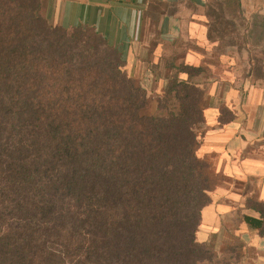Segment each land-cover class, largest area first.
I'll use <instances>...</instances> for the list:
<instances>
[{
	"label": "trees",
	"instance_id": "16d2710c",
	"mask_svg": "<svg viewBox=\"0 0 264 264\" xmlns=\"http://www.w3.org/2000/svg\"><path fill=\"white\" fill-rule=\"evenodd\" d=\"M240 7L241 0L209 5V39L223 40L215 11L226 17ZM248 32L264 36V15ZM151 52L155 105L94 28L49 22L41 0H0V264L247 257L239 237L220 248L198 238L203 209L228 184L219 157L199 155L207 70L180 62L176 49L159 62ZM253 70L264 76V64ZM245 205L259 213L246 221L264 235V201Z\"/></svg>",
	"mask_w": 264,
	"mask_h": 264
},
{
	"label": "crops",
	"instance_id": "0c3cea01",
	"mask_svg": "<svg viewBox=\"0 0 264 264\" xmlns=\"http://www.w3.org/2000/svg\"><path fill=\"white\" fill-rule=\"evenodd\" d=\"M214 1L217 0H53V15L54 22L66 28H94L121 51L127 72L137 78L141 76L138 67L146 63L137 49L148 45L147 39L154 36L155 42L148 45L152 46L154 62L166 59L176 49L180 62L206 68L209 78L204 74L200 78L210 80L209 94L213 81L229 83L226 91L212 92V104L204 110L211 128L205 133L199 155H217V170L228 184L216 190L212 203L203 209L198 238L210 241L211 236L231 224L233 236L250 249L239 264H264V235L254 227L256 221H246L257 220L259 213L245 205L251 198L264 201V76L255 75V60L249 53L244 74L237 67L239 52L230 50L237 45L223 44L226 51H220L222 40L209 39V5ZM238 13L247 20L248 31L253 17L264 15V0H241ZM226 17H230L229 11ZM249 47L250 42L247 52ZM146 69L154 83L155 76ZM223 108L234 115L221 121Z\"/></svg>",
	"mask_w": 264,
	"mask_h": 264
},
{
	"label": "rangeland",
	"instance_id": "374dc122",
	"mask_svg": "<svg viewBox=\"0 0 264 264\" xmlns=\"http://www.w3.org/2000/svg\"><path fill=\"white\" fill-rule=\"evenodd\" d=\"M232 11L229 10V12H230L229 18L230 19H226V17L221 13V11H215V13H214L215 17L213 20H216V19L218 21L221 20V22L224 23L223 25H221L223 28V32H220V33H221L223 40H222L221 46L219 47V50L220 51H222V50L226 51V48L223 44H226V43L236 44L237 48L230 49V50H233L235 53L239 52L240 60L237 64V67H239L238 70H241V71L243 70L242 72L244 74H246V72H247V53H249L252 56V58L255 60L256 64H259L260 66H262L264 64V36L259 37V38H255V40H254V38H253L254 35L251 34V32L246 31V29L248 27L247 26V20L240 17V15L237 13V11H234V10H232ZM41 12L49 20V22H51V23L54 22L55 18L53 15V0H41ZM222 16H224L225 19ZM252 22H253V20L251 21V24H252ZM218 35H216V36H218ZM153 38H154V36H151V37H149V39H147L148 45L153 44L155 42V39H153ZM249 42L251 44V47L248 48V52H247V44ZM148 45H146L144 48L141 47V48L137 49L138 53L141 54L140 56H142V57L145 56V58H148L149 51L152 49V46H148ZM141 67H142V70H141ZM146 67H147L146 63H142L140 68L138 67V70L140 69V72H141L140 73L141 76H140V78L139 77L138 78L142 81L144 86L149 91V95L153 99V105H155V100H156V96H157L156 93H157V89L159 88V85L155 82L153 83L151 78H148V71H147ZM204 75L208 76V78H209L210 74L208 73V71H206V73H204ZM203 78L204 77H202V79H201L202 84L205 85L204 87L208 90L209 84H211L210 80H206ZM255 81H256V79H255ZM207 83H209V84H207ZM214 86H216L217 88L214 89ZM228 88H229V83L225 82V83H218L217 84L216 81H213L211 90L213 89L212 92L214 94V93L219 92V91H216L218 89H220L222 92H224V90L226 91V89H228ZM212 92L210 94H209V92H207V94H206V98L204 99L205 109L208 108L212 104ZM223 109L225 110V112L223 113L224 114L223 117L225 119H230L234 115L233 111H230L227 108H223ZM234 110L235 111L238 110V107L236 104L234 105ZM210 128H211V125H209L208 123H205L202 127V132L206 133V131ZM224 229L225 230L223 232H219L218 234H215L213 237L211 236V240L213 239V241H214L215 245H217V247H219V246L223 247L224 244H229L232 242L233 233H231V232L233 231V225L230 224L228 226H225Z\"/></svg>",
	"mask_w": 264,
	"mask_h": 264
}]
</instances>
